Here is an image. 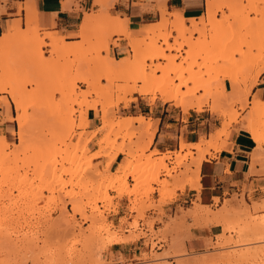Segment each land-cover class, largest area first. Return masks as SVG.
Returning <instances> with one entry per match:
<instances>
[{
	"label": "rangeland",
	"instance_id": "obj_1",
	"mask_svg": "<svg viewBox=\"0 0 264 264\" xmlns=\"http://www.w3.org/2000/svg\"><path fill=\"white\" fill-rule=\"evenodd\" d=\"M99 2L101 9L107 7V0ZM101 9L90 14H100ZM210 9L214 12L210 20L197 18L188 25L185 20L183 27L172 26L177 14H167L166 27L156 33V43L142 48L163 50L168 42L175 49L164 51V59L152 61L144 57L152 52L141 49L138 55L128 53L126 38L118 35L112 39L111 30L104 24L93 25L84 41L78 33V51L68 54L64 38L63 45L53 48L40 39L44 31L34 32L29 23L21 30L18 24L17 35L0 46V87H5L0 101L8 97L11 102L8 110L2 108V122L12 125L7 136L0 135L4 140H0V264H152L156 260L177 264L264 243L251 240L254 231L250 227V222L264 218L259 216L264 214V200L249 198L247 203L243 194L239 200L234 195L235 205L225 200L218 207V199H214L213 206H205L209 210H201L210 211V219L191 216L198 208V198L191 208L186 204L178 207L173 216L162 210L178 198L176 190L183 191L185 185L195 181L190 166L200 153L207 154L211 148L208 156L212 157L225 146L231 132L245 130L246 126L252 132L261 124L257 150L263 151L264 111L253 112V103L259 96L257 92L253 94L257 82L252 83L258 67L263 65L260 61L257 66L256 62L264 61V33L260 30L264 26V0H218L208 6ZM110 17L107 14L106 18ZM149 28L145 37L149 36ZM30 32L35 34L34 39L29 40ZM119 41H125L123 50L113 55L109 46L120 48ZM125 55L132 62L144 59L143 65L138 63L131 70L137 75L145 74L142 76L148 80L143 81L146 85L137 83V88H150L149 82L154 83L155 77L161 84L158 87L177 91L178 98L183 91L181 97L193 95L199 99V110L187 112L174 102L168 103L181 111L184 123L190 115L198 118L201 130L197 142L202 139L211 143L210 136L218 132L215 147L199 146L193 155V145L180 150V138L179 151L160 154L149 152L148 135L138 129L110 131L113 123L125 118L121 112L123 103L134 99L132 93L122 103L117 101L121 88L131 84L135 75L130 72L128 84L116 81L117 73L106 70L105 63L107 58L117 61ZM173 55L175 66H168ZM252 63L251 71L247 70ZM106 76L112 77L113 88L107 84ZM83 79L91 84L83 83ZM161 79H165L163 84ZM229 80L243 92L250 90L249 94L232 93ZM44 86H53L57 91L37 96ZM154 87L155 84L150 89L155 91L153 94L144 95L147 102L167 104L156 94L160 88ZM9 92L20 105L17 110ZM213 99L220 101L218 114L210 110ZM91 106L96 109H88ZM88 112L95 120L92 130ZM101 114L106 115L104 120ZM16 116L22 120L21 128ZM223 127L228 128L227 137ZM98 141L104 142L97 145ZM84 146L87 150L82 154ZM120 148L129 153L115 154ZM95 153L102 155V162L90 159ZM117 156L121 160L110 168ZM86 157L89 162H85ZM46 165L51 167L44 171ZM121 206L122 212H118ZM157 224L160 228H156ZM204 225H219L220 231L205 241L203 250L188 252L179 245L190 228ZM98 228L102 230L98 234H102L93 238ZM114 236L117 238L112 242ZM123 239L127 242L112 245ZM57 259L63 262L57 263Z\"/></svg>",
	"mask_w": 264,
	"mask_h": 264
},
{
	"label": "crops",
	"instance_id": "obj_2",
	"mask_svg": "<svg viewBox=\"0 0 264 264\" xmlns=\"http://www.w3.org/2000/svg\"><path fill=\"white\" fill-rule=\"evenodd\" d=\"M99 1L0 0V37L12 25L15 27L11 30L13 35H17L16 26L18 24L21 30L25 29L27 18L25 7L28 5L31 6V14L35 17L31 25L34 23L39 31H44V34L56 33L64 38L65 43L78 42V33L82 21L91 12H97L101 9L102 5ZM163 9L168 14H177L183 17L187 21L186 25H188L189 19L205 16L208 5L206 0H107V7H103L101 11L104 10L106 16L109 14L120 20H125L129 36L141 38L146 36L148 26L160 21L161 10ZM116 36L112 35V39H117ZM44 40L48 41L47 39ZM118 44L120 48H114L111 44L109 46L113 55L118 53L119 49L123 50L121 46L125 45V41H119ZM256 92L262 100L264 98V71L253 88V94ZM133 98V101L127 105L123 103L124 108H121V112L124 117H150L146 119L152 121L154 134L149 152L154 150L160 154L177 152L179 151L180 138L188 145L197 142L201 130L198 118L190 115L184 123V115L179 109L174 108L173 103L160 104L155 101L153 104H149L147 97L137 94H134ZM259 98L257 97V100ZM3 107L8 110V107L0 101V135L7 136L12 125L8 121L2 122ZM88 120L92 122L89 129L92 130L95 126V120L90 117V112H88ZM227 136L228 134H226ZM256 145L257 143L252 140L247 126L245 130L231 132L225 146L220 151L209 157L210 150H212L210 148L198 166L195 164L190 166L193 179L196 178V170L198 171V182L185 185L183 191L176 190L175 194L178 198L164 205L162 207L163 212L173 216L177 214V208L184 206V204L187 208H191L192 203L197 202V198L200 206H213L214 199L215 201L218 199V207L225 200L231 201L230 203L235 205L236 202L232 201L234 195L239 200L240 195L243 194L247 203L249 198L252 201L264 200V144L262 146L263 151L257 150ZM191 149L195 155V149ZM259 154L262 155L259 157ZM121 158V156H117L110 164V168L117 165V160H121ZM98 161L102 162L103 160L99 158ZM154 198L157 199V195ZM122 204L124 206L125 203ZM122 209V206L118 208V212H122ZM163 220L166 221L165 218ZM156 228H160V226L157 224ZM219 231V225L192 227L184 241L179 245H183L188 252L201 251L205 247V241L219 234Z\"/></svg>",
	"mask_w": 264,
	"mask_h": 264
},
{
	"label": "bare ground",
	"instance_id": "obj_3",
	"mask_svg": "<svg viewBox=\"0 0 264 264\" xmlns=\"http://www.w3.org/2000/svg\"><path fill=\"white\" fill-rule=\"evenodd\" d=\"M216 1H218V0H206V3H207L208 6H210V5H212ZM30 7L31 6H28V5L25 7V10H26L27 15H28L27 18H26V24L27 23L31 24L32 21H34V18H35L31 14ZM253 9L256 10V8H253ZM167 14L168 13L166 12L165 9L161 10L160 21L157 22V23L151 24V26L149 28V32H148L149 33V36H147V37H141V38H132V36L130 35L131 36L130 37L129 34H128L127 25H126L127 22L125 20H120V19H118L117 17H114V16H111L110 18L107 19L106 18V12L104 10H102L100 14H95V15L94 14H90V15H87L84 18V20L82 21V23L80 25V28H79V38H81L83 41L86 40L88 38L87 32L89 31V29L93 25H96V24H104L105 27H107V28H109L111 30L112 35L124 36L126 38V40L128 41L127 42L128 53H133V54H137L138 53V54H140L139 52H141V49L143 50L142 46L145 45V44H147V43H149V45H151L152 42L154 41L155 37H158V34H156V33L157 32L159 33V31L161 30V28H165L166 27L165 17H166ZM213 16H214V12L211 11V9H210V10L207 11V13H206L205 16H201L199 18H201V19L202 18L203 19L206 18V19L210 20ZM177 18H178L177 19V22L174 23V24H172V26L183 27L184 24H185V19L183 17L179 16V15H178ZM192 20H193V18L189 19L188 21L191 22ZM32 26H33L34 32H37L38 31L37 26L34 23L32 24ZM14 28L15 27H13V25L12 26H9L7 32L0 37V46H3L4 44H6V42H8L10 39L13 38L14 35H13V33H11V30H13ZM16 28H18V25L16 26ZM31 30H32V28H31ZM260 30L262 31V33H264V26ZM30 33H31L30 34L31 36L29 35V37H28L29 40L34 39V37H36L35 34L32 33V32H30ZM161 36H163V35H160L159 37L161 38ZM256 37H257V35H256ZM28 38H26V39H28ZM40 39L42 41L44 39H47L49 41L48 44H50L53 48H59L60 45H63V37L58 36L56 33H45L43 35V37L40 38ZM256 39H258V37ZM154 42H153V44L156 43V42L155 43ZM166 43H167L166 44V47H164L163 50H160L162 48H160L159 46L158 47L160 49L159 48H153V47L144 48L143 52L144 51L152 52V54L148 53L149 54L148 56H145V55H147L145 53L144 57L145 58L149 57V58H147L148 61H150V60L152 61V59H160V58L161 59H164L165 58L164 51H170V50L175 49V48H172L174 46L171 47V45H168V42H166ZM65 44H68V45H66V48H65L66 49V53L65 54L75 53L76 51H78V46L75 45V42L74 43H65ZM42 45H44V44L42 43ZM151 55H152V57H151ZM173 56H174L173 58L169 59V63H167L168 66H169V64L171 66H173V67L175 66L174 62H175V59H176V55H173ZM133 61L134 62H132V60H130L129 58H127V55H125L124 57L120 58L117 61L115 59H112V58L111 59H108L107 58V63H105V64H107V69L106 70H108L109 72L110 71L111 72L113 71V72H116L117 73L116 81L123 82V83L126 82L127 83V81L130 79V76H131L130 72L132 73V75H135L134 77H131V78H133L132 79L133 82L131 84H129V85L123 86L121 88V90L119 91V94L117 96L118 103H120L123 100H125L126 99V96L127 95L129 96V94H132V93H135V94L140 95V96H144V95H148V94H153V92H155V91L153 90V92H152V90H150L153 87V84H155V87L153 88L155 90L158 87V85H161V84H157V81H155V77H154L152 79V80H154V83L149 82L150 85H152V86L149 85L150 88H146V86L144 87V85H146L145 84L146 81H148V80L145 81V79H147V78L143 77L145 74H138L137 75L136 73H133V71H131L132 69H135L133 67H137L136 64L139 63L141 65L143 63L144 59L141 60L142 61L141 63L140 62H136V61H140L139 59L136 60V61L135 60H133ZM258 61L256 62V65L257 66H258V64H261V63H263V65L261 64V68L258 67V71L256 70L257 73H255V75H254V79H253L252 85H255L256 84V82L258 81L259 76L264 71V61L263 60H260V59ZM260 61H261V63H260ZM253 65H254V63H252L251 65L246 66V69L248 70L249 66H250V68H253ZM159 67H157V68H159ZM173 67H172V70H173ZM250 68H249V71H251ZM170 69H171V67H170ZM151 74L153 75L155 73H151ZM153 76H155V75H153ZM178 77H179V75H178ZM105 79L107 80L106 81L107 84H109V86H110L111 83H112L111 82L112 77L111 78H107V76H106ZM161 80L162 81L160 83L165 82L164 81L165 79L164 80L161 79ZM52 81H54V80H52ZM82 82L85 83V84H87V85H90L91 84V82H89V80H87V79H83ZM139 82H143L144 85H142L139 88H137V86H138L137 83H139ZM166 84H168V83H166ZM229 84H230V88L232 89V93H238L239 94V93H242L243 92V90H241V89H239L237 87V85L235 84V81L229 80ZM110 87L113 88L112 85ZM162 87H163V85H162ZM166 88H167L166 86L163 87V88H161L159 86L157 88L159 90H157V93L156 94H157V96L159 97V99L162 102H165V103H167V102H174V105L177 106V107H180L181 110H183L184 112H187L188 110H190L192 108H195V109L199 110V108L201 107V103L199 102V99L198 98L197 99L194 98L193 95H185V96L181 97V92H183V91H181L180 94H179L180 97L178 98L177 91L176 92H169V91L166 90ZM179 89H180V87H179ZM249 89H251V88H249ZM4 90H5V87H0V92H2ZM56 91H57V89H55V87H53V86H47V87L44 86L37 93V96H44V95H48V94L50 95L52 93H55ZM249 91H244L243 92L244 95H248L249 94ZM154 95H155V93H154ZM10 96L12 98V103L14 104V107L17 110L20 105H19L18 101L14 98L12 92L10 93ZM112 96H113V94L111 93L110 97H112ZM213 98H215V97H213ZM131 101H133V99L132 100L131 99L130 100H126L124 103H125V105H127ZM1 103L3 105H5L6 107H8L9 104H10V102H9V100H8L7 97H6V99H2L1 100ZM253 105H254L253 106V112L257 113V112H263L264 111V101L258 99L257 101H254ZM88 109L95 110L96 108L94 106H91ZM61 110L64 112L63 109H61ZM210 110L213 113H216V114L220 113V110H221L220 109V101L217 102L216 99H213L212 100V104L210 105ZM224 113H225V111H224ZM105 118H106V115L101 114V119L104 120ZM15 120L18 122V126L21 128L22 127V120H21L20 116H16L15 117ZM135 123L137 124V126L134 127V124ZM115 128L122 129V130H125V131H129L130 130V131H133V132H134V130H132L133 128H135V130L138 129L141 133H144L145 135H148V145L147 146H149V144H151V140H152V137H153V134H154V129H153V123H152V121L150 119H146V118H144L142 116L137 117V118H132V117L121 118V119L117 120L115 123H113L112 127L110 128V131L114 130ZM260 128L263 129V126L258 123L256 125V127L251 130L252 132H250V135L252 137V140L255 143H258L260 141V133H259V129ZM227 129L228 128H224V127L222 129V133H223L224 136H226V134H227ZM21 138L22 137L20 136L19 139H21ZM218 138H219V134L217 132L214 135H211L210 136V140L212 141L211 143L205 142L204 140L201 139L199 142H196V143L191 144V145L194 146L193 147L194 149H199V146H203V145H206V144H209L212 147H215L216 140ZM1 139L2 138L0 137V140ZM3 139H4V137H3ZM1 141L3 143L4 140H1ZM91 141H92V138L89 139L87 141V143H90ZM103 142L104 141H98V142H96V144L97 145H100ZM4 144H6V143L4 142ZM189 146L190 145H188L187 143H185V142L182 141V143L180 144V150H184V149L188 148ZM256 147H257V145H256ZM86 150H87L86 149V146H84L82 148L81 153L84 154L86 152ZM255 150H256V148H255ZM128 153L129 152H126V150H124L123 148H120L119 151H117L115 154H128ZM205 154L206 153H204V151H202L200 153L199 157L193 162V164H195L196 166H198L200 164V162L204 159V155ZM101 156L102 155H100L99 153H95V154L92 155V157L90 156V159L100 158ZM87 159L88 160H86L85 162H89L90 161L89 158H87ZM47 165L44 167L45 169L43 168L44 171L46 170V168L49 169V167H51V166H47ZM49 172H46V173H49ZM195 174H196V178L194 179L195 180L194 182L197 183L198 182V171L197 170H196V173ZM180 187H182V186L180 185ZM197 206H198L199 210L196 207L192 211L191 216L193 218L203 217V218H209L210 219L209 216L212 215L210 213V211H205L204 213H202V211L205 210V209H207V208L205 206H200V205H197ZM207 210H209V209H207ZM259 216H264V214L259 215ZM250 227L254 231V233H253L254 234V237L251 238V240H254V241L256 240L258 242L264 241V218H260V219H258L257 221H255L253 223L250 222ZM100 230H101V228H98V230H95V232L93 233V238H99L100 237V236H98L100 234V233L98 234V231H100ZM107 232H109V231L107 230ZM107 232H105V233H107ZM107 238H108V236H107ZM116 238L117 237H115V236L112 237V239H113V240L111 239L112 242L115 241ZM125 238H127V237H125ZM29 239H28V241H29ZM125 242H127V240L125 241V239H123V241L122 240L117 241L115 243H112V245H114V244H117L118 245V244L125 243ZM255 245L256 246H252V247H245L244 246L245 248L238 249L240 251H235L236 250L235 248H233L234 250H232V248H231V249H229V250L232 251L231 253L229 251H227L226 254H225V251H224V253H222V252H221V254L218 253V256H217L216 253H214L216 255L213 254L214 256L211 255L210 257H205V256L204 257H196V258L194 257V259H191L190 261H187V262L186 261H184V262H177V264H218L219 262H222V264L223 263L224 264H232V263L233 264H264V243H258V244H255ZM56 262L57 263L58 262H61L62 263L63 260L60 261V260L57 259ZM162 262L165 263V261H162ZM162 262H158L156 260V262L155 263H152V264H163Z\"/></svg>",
	"mask_w": 264,
	"mask_h": 264
}]
</instances>
